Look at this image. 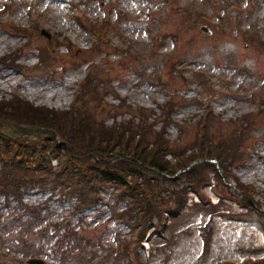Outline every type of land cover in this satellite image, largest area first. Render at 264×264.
I'll return each instance as SVG.
<instances>
[{"label": "rangeland", "instance_id": "rangeland-1", "mask_svg": "<svg viewBox=\"0 0 264 264\" xmlns=\"http://www.w3.org/2000/svg\"><path fill=\"white\" fill-rule=\"evenodd\" d=\"M87 80L104 94L96 118L106 125L143 111L159 128L160 108L172 102L171 150H189L199 133L233 142L247 126L227 176L249 187L255 207L242 206L208 168L201 207L167 215L163 236L150 234L136 248L139 263L264 264V0H0V99L16 95L64 110ZM99 190L97 203L77 212L74 198L50 183L29 186L21 201L43 209L45 228L31 233L17 227L15 214L25 213L16 201L6 208L0 196V264H26L31 255L12 248L22 235L46 264H76L83 238L99 245L95 259L108 264L107 250L131 230L111 217L126 201L112 187ZM55 223L58 235L69 226L76 237L56 244Z\"/></svg>", "mask_w": 264, "mask_h": 264}, {"label": "trees", "instance_id": "trees-1", "mask_svg": "<svg viewBox=\"0 0 264 264\" xmlns=\"http://www.w3.org/2000/svg\"><path fill=\"white\" fill-rule=\"evenodd\" d=\"M81 90L65 110L37 106L16 95L0 100V119L51 128L60 139L74 145L77 155H88L72 158L66 147L61 148L42 136L11 139L0 135V194L19 197L20 190L28 185L50 183L52 188L59 187L75 195L79 209L95 202L99 189L112 187L116 189V198L126 201V208L117 213V217L137 230L138 244L148 232L163 236L167 228L165 215L172 218L178 215L186 203L188 189L200 196L208 168L214 172L217 184L226 188L209 162L193 166L184 173V185L176 184L179 177L171 176L193 160L214 158L228 181L227 169L241 151L246 125H240L233 142L225 138L216 141L199 133L189 150H171L166 127L171 123L172 102L161 106L158 129L155 119L148 122L149 117L143 111L138 116L106 125L96 118L104 109V94L97 90L96 84H90V80ZM202 118L198 120L200 127L204 125ZM48 152L57 160L55 167L50 165ZM165 181L176 185L167 189L161 185ZM235 183L240 191L251 196L249 187L238 180ZM27 213L30 214L25 218L17 214L14 219L17 227L30 231L39 224V209L29 208ZM69 230L66 229V233ZM130 245L125 243L121 251L115 249L113 255L114 250L109 251L107 256L113 264H129L126 253ZM30 250L31 247L27 252ZM85 254L88 253H77V264H98L92 260L94 252L89 256Z\"/></svg>", "mask_w": 264, "mask_h": 264}, {"label": "water", "instance_id": "water-1", "mask_svg": "<svg viewBox=\"0 0 264 264\" xmlns=\"http://www.w3.org/2000/svg\"><path fill=\"white\" fill-rule=\"evenodd\" d=\"M10 127L14 128L12 130L13 133L10 136H36V135H46L54 138L56 140V135L49 129L41 128V127H34V126H20V125H13L10 124ZM70 151L73 152L72 146H69ZM198 161H194L188 167L192 166L193 164L197 163ZM245 199V197H244ZM246 202H250L248 198L245 200ZM27 264H44V262L40 259H29Z\"/></svg>", "mask_w": 264, "mask_h": 264}]
</instances>
